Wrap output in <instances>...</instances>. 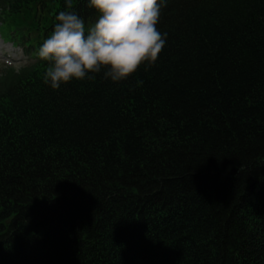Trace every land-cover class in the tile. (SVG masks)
I'll list each match as a JSON object with an SVG mask.
<instances>
[{"label":"trees","instance_id":"1","mask_svg":"<svg viewBox=\"0 0 264 264\" xmlns=\"http://www.w3.org/2000/svg\"><path fill=\"white\" fill-rule=\"evenodd\" d=\"M62 9L0 0L35 58L0 67V264H264V0H167L154 64L52 90Z\"/></svg>","mask_w":264,"mask_h":264},{"label":"clouds","instance_id":"2","mask_svg":"<svg viewBox=\"0 0 264 264\" xmlns=\"http://www.w3.org/2000/svg\"><path fill=\"white\" fill-rule=\"evenodd\" d=\"M167 0H86L96 18L86 25L64 0L50 35L35 55L47 62L43 82L52 90L100 74L113 83L127 79L142 64L151 66L166 43L157 27Z\"/></svg>","mask_w":264,"mask_h":264},{"label":"rangeland","instance_id":"3","mask_svg":"<svg viewBox=\"0 0 264 264\" xmlns=\"http://www.w3.org/2000/svg\"><path fill=\"white\" fill-rule=\"evenodd\" d=\"M0 34H1V37L3 38L5 36V30L4 29H0ZM1 37H0V48L6 47L7 49H10V46H7L4 42H2ZM14 51H15V58H14V61H15L14 66L15 67L21 66L24 63L28 62L27 58L24 55H22L21 53L20 54L17 53V49L16 48L14 49ZM3 52L0 53V54L4 55ZM8 55H10V53ZM1 60H2V58H1Z\"/></svg>","mask_w":264,"mask_h":264}]
</instances>
